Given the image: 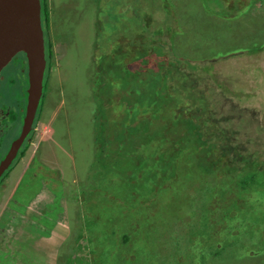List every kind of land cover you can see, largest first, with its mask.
I'll return each mask as SVG.
<instances>
[{"label": "rangeland", "instance_id": "rangeland-1", "mask_svg": "<svg viewBox=\"0 0 264 264\" xmlns=\"http://www.w3.org/2000/svg\"><path fill=\"white\" fill-rule=\"evenodd\" d=\"M44 1L54 31L49 29L55 71L52 76L45 71L43 78L51 92L45 104L52 103L43 106L37 121L35 118L32 141L0 184V230L6 233L0 235V250L12 251L14 242L33 244L41 248L47 264H56L55 249L67 252L69 244L82 247L83 243L76 245L70 239L86 230L88 235L82 231L81 239L97 243L93 256L113 246L120 262L134 258L129 264H217L211 261L212 254L201 258L204 232L209 236L216 233L212 223L206 225L204 220L209 215L234 213L237 221L227 220L226 225H232L235 232H228V240L221 238L220 246L212 247L218 263L224 264L223 257L237 244H252L256 250L264 247V172L259 182L250 184L245 179L254 163H259L257 170L264 165V0H228L232 6L228 17L239 15L233 20L210 16L205 0H139L142 24L155 27L151 36L133 25L135 17L128 16L133 12L132 0H122L120 12V6L108 0ZM95 17L104 26L98 40L100 25ZM169 34L174 50L168 51L170 55L156 53L159 44L169 41ZM129 37L141 51L145 42L152 41L147 55L132 58L128 67L143 66L151 71L146 97L152 104L147 108H157L153 123L158 128L151 136H137L134 141L120 132L126 126L124 119L127 122L135 115L130 106L125 113L115 109L106 115L96 102L88 101L90 56L92 61L102 62L107 59L103 54L110 50L114 70L107 75L122 81V61L129 60L122 55L123 45H128ZM164 46L166 51L168 45ZM251 46L256 49H247ZM14 58L0 72V107L23 105L26 71H19L20 60ZM175 66L196 79L176 78ZM163 70V75H157ZM132 88L138 89L139 84ZM197 90L202 98L197 97ZM92 96L102 103L104 94L99 88L93 87ZM191 119L204 121L199 129L202 133L194 134L195 138L203 136L207 144L216 140L222 146L230 143L235 149L208 153L207 144L199 141L191 149L193 143L180 139L189 133L185 124ZM3 122L0 143L5 150L18 130ZM135 124L136 120L129 122ZM119 142L133 151L124 153L114 146ZM166 146L172 152L177 149V156L173 153L169 160L164 159L161 151ZM256 178L252 172L248 180ZM252 189L257 197L247 202ZM23 205L29 208L21 212ZM30 209L31 213L44 212V227L42 220L36 223L37 218L28 215ZM179 219L174 234L194 238L195 247L188 244L171 249L172 229ZM59 264L66 261L61 259ZM241 264H264V253L243 257Z\"/></svg>", "mask_w": 264, "mask_h": 264}, {"label": "trees", "instance_id": "trees-1", "mask_svg": "<svg viewBox=\"0 0 264 264\" xmlns=\"http://www.w3.org/2000/svg\"><path fill=\"white\" fill-rule=\"evenodd\" d=\"M109 2H114L116 3L115 5L120 6L117 11H121L119 9H121L122 7V0H108ZM131 2H133V4H130L131 8L133 9L132 15H128V16H132L135 17L133 18V25L135 27H137L140 31H144L147 32L148 35L151 36V33H153L155 30V27H153V25H143L142 24V19H140V6H141V2H139V0H132ZM40 4H41V24L43 25V23H45L47 25V28L50 26L49 24V10L47 8V5L45 3L44 0H40ZM120 4V5H119ZM156 6H160L162 4H156ZM205 5H206V9L208 14H210V16L214 17V18H222V19H238L239 15H234V17H228L231 16V11H232V6L230 5V3L228 2V0H205ZM223 5L228 6L223 7ZM152 7H154V5H152ZM215 8H219L218 10L215 11ZM137 13V16H134V13ZM126 14V13H125ZM223 15V16H221ZM138 19H137V18ZM95 20L99 21V25L100 28L97 30L96 32V40H98V34L103 32L104 30V26L101 22L100 19L95 17ZM144 24H146V22L144 21ZM138 25H141L142 28H139ZM56 30H58V32H60L59 28H56ZM47 33V36H44L45 39V58H46V68L45 71L47 73V75L52 76V74H49L48 71L51 67L52 64V59H51V49L50 47H52V42L50 40V31L45 30ZM54 32V31H53ZM60 34V33H59ZM57 37V35H56ZM169 41H167L166 43L163 42V45L159 44V48L156 50V53L158 54H162L161 52H163V54H168L169 50H174V47L172 45L171 42V38H172V34H169ZM263 42V41H262ZM151 43L152 41H149L148 43L145 42L144 44V48L143 51H141L140 46L136 44L135 39L134 38H130L129 37V43L128 45H123V47H126L125 49H123V53L122 55H128L129 60L127 61H122V65L121 69L124 73L125 76H123V80L122 81H118V80H113L111 79L107 74H110L113 72L114 70V66L111 63V58H112V53H110V50L107 51V53H104L103 56L107 59L103 60L101 62V59H98V61L91 60V56H90V67H92L91 73H90V80H89V88H90V95L88 97V101L90 102H96L97 106L100 110H102L103 112H106V115H110L112 114L113 111H115V109H118L120 111H124L127 112L128 110L125 109V107L127 106V108L130 106L131 111L133 113H135L134 117L132 118V120H136V124L133 125H129V122L132 120H128L126 122V119H124L125 122V127H122L120 132H123L122 134L127 135L128 136V140L130 141H134L135 139H137L138 137H142V138H146L151 136L152 134L156 133L158 131V128H156V126H154V117L155 114L157 113V108L155 107V110H149L147 107L151 106L152 101H148L146 95H147V86H146V80L147 77L149 75V72L151 73L150 69H148V67H144L143 66H137V69H130L128 67V63L131 61L132 58L134 59H139L145 55H147V52L150 51L152 49L151 47ZM51 45V46H50ZM164 45H168L166 46V51L162 50V46L165 47ZM122 47V48H123ZM254 46L248 47L247 49L249 50H253ZM257 47H260L257 46ZM139 48V49H138ZM100 49V48H99ZM254 49H256L254 47ZM112 51V50H111ZM109 53V54H108ZM65 52L63 54V56H65ZM95 54L92 55V57ZM170 55V53L168 54ZM92 61V62H91ZM181 61H183L181 59ZM89 67V69H90ZM140 68V69H139ZM113 69V70H112ZM143 69L142 72H140V70ZM165 70V69H164ZM164 70L160 71L157 73V75H163L164 74ZM26 71V68H25ZM90 71V70H89ZM174 71L176 72L174 74V76L177 78L178 76H182L185 78L186 82L188 81H194L196 78L193 77L191 74H188L186 72H183L181 70L178 69V66L174 67ZM45 74V73H44ZM26 75V74H25ZM48 76V77H49ZM105 79V81L102 83L101 80ZM27 81V78L26 80ZM100 86H99V84ZM138 83L139 84V88H132V86L134 84ZM93 87L96 90L97 88L100 89L101 93L104 94V98L102 99V103L99 102L97 96H92L93 94ZM196 88V85L194 86ZM49 89V87L46 89V83H44L43 81V89H42V96L41 99L39 101V103H42V100L45 98V91L47 92V90ZM118 91V92H117ZM197 97L198 98H202V92L200 90H197ZM24 94V101H23V105H25L26 102V90L23 92ZM117 100L119 101V106L116 105ZM123 101L125 102V105L123 103ZM23 112V109L21 110ZM146 114L145 117H143ZM39 117V115H38ZM37 116L35 117L36 120L38 118ZM35 119L33 121V125H35ZM204 122L203 119H191L188 120L186 125V129L189 132L188 134H185L184 137L183 135L180 136V139L185 140V144L186 143H193L191 145V149H195L196 148V142H202L204 144H207L206 142H208V140L203 137L200 136L198 139L195 138L194 134H198L200 135L202 132L199 130L201 128V123ZM142 126V128H140ZM119 132V131H118ZM119 132V133H120ZM97 144V143H96ZM229 145V143H227L225 146ZM115 147H119L121 149L124 150V153H130L133 150L129 149V146L125 143V142H119L117 144H114ZM235 147V146H232ZM190 149V150H191ZM206 149L209 152H212L215 150L214 146L209 143L207 144ZM177 151V149H176ZM175 151V152H176ZM163 153V158L164 159H168L173 155V153L171 151L170 147H165V151L162 150L161 151ZM177 156V153H175V157ZM175 157L173 159V162L175 161ZM115 160V159H114ZM117 161V160H115ZM142 161H147V158H143ZM153 161H158V159H153ZM164 161V160H162ZM144 166H147V163L144 164ZM257 166H259V163H254L253 166H251L250 171L248 172V176L245 178L250 184H253L255 182H259L261 179V171L264 172L262 169L264 168V165H262V168L260 170H257ZM8 172V171H7ZM252 172H255L257 174V178L255 181H250L248 180V177L250 176V174ZM11 171L8 173L10 174ZM33 175H36V171L32 170ZM6 173H4V178L8 175ZM2 179V178H1ZM234 191H236V189H234ZM256 196L253 189H252V193H249L248 196L246 197V201L249 202L250 198ZM35 197V196H34ZM257 197V196H256ZM47 201H45L44 203H46ZM212 204H214V201L212 202ZM27 207L25 205H23L20 209V211L22 212L23 209ZM28 208L25 209V211ZM256 210H260L261 207L259 208H255ZM40 211L39 209L33 213L32 210L30 209V211L28 212V215H33L34 217L32 218H37L35 220L36 223H39V220H42V223H40V225H42V227H44V221L47 222L46 220H44L42 217L45 215L44 212H42V214H37V212ZM197 220H199L200 218L197 217ZM237 217L236 214H232V215H227L226 217H214L209 215L207 218H205L204 223L206 225H210L212 223L213 225V231H216V233L212 234V235H208L206 233V231L204 232L203 235V239H205V241H201L200 242V250L202 251V255L201 258H206L207 255L212 254L213 259L211 261H214L217 264H222V263H218L220 261L219 258H215V256L217 255V251H213L212 247H218L220 246V242L219 239L221 238H225L228 240V232H235L234 228H232V225H226V221H237ZM33 220L30 222L32 223ZM200 221V220H199ZM252 221H254V219H249L247 222L249 224L252 223ZM215 224H217L218 228L215 227ZM180 224V219L175 223V225L173 226L172 229V233L174 234L177 231V227ZM240 225L241 227V223H237ZM34 229H37L35 225ZM30 226V227H33ZM176 227V228H175ZM228 227V231L226 230V228ZM245 228V227H244ZM85 234L88 235L86 230H82ZM82 231L81 233H79L78 235L75 234L74 237H72L70 239L71 241H74V244L77 245L83 243L82 247H73L75 245L69 244L67 249V252H65V249H58L56 248L55 251L58 254L56 257V264H59V261L61 259L66 261V264H123V263H127L129 264V262H133L134 258H125L126 261L124 262H120V258L117 257L116 255L118 254L117 249L113 246H109L106 247V250L102 253H99L98 256H93L95 249H96V244L92 245V243H90L89 240H86L87 237H85V240H82ZM72 232H74V230H72ZM154 233H152L151 235H153ZM181 232H178L177 234H174L172 237H175L172 241H171V249H175L178 248L179 246H184V245H188V247H195L197 245V241L193 240L194 238H191L190 236H185V235H180ZM123 235V233L120 235V237ZM180 235V236H179ZM23 237H25V234H22ZM27 236V235H26ZM79 236V237H77ZM249 236V235H247ZM243 237V236H241ZM76 243H75V239ZM210 238V239H209ZM27 239L32 240V238L27 237ZM264 239V238H263ZM20 240V239H19ZM193 240V241H192ZM128 241V240H127ZM127 241H125L124 243H126ZM191 241V242H190ZM190 242V243H189ZM15 245H8L10 246V249L12 251H8L7 250H0V264H31L34 261H36V263L34 262V264H43L42 262H44V264H47L46 259H45V255L44 253L41 251V248H38L36 246H34L33 244H24L22 242H14ZM226 243L228 244V242L226 241ZM63 244L67 245L66 240H63ZM248 244H251L250 242H248ZM229 245H233V242H229ZM7 246V247H8ZM254 246H258V245H254ZM131 251V250H130ZM128 251V253L130 252ZM31 252L30 255H28L27 253ZM264 253V247H258L257 250L254 249L251 245H243V244H237L235 250L233 248H230L228 250V255L224 256L223 259L225 260L224 264H236V261L238 263L241 264V259L243 257H256L258 254ZM26 262V263H24Z\"/></svg>", "mask_w": 264, "mask_h": 264}, {"label": "water", "instance_id": "water-1", "mask_svg": "<svg viewBox=\"0 0 264 264\" xmlns=\"http://www.w3.org/2000/svg\"><path fill=\"white\" fill-rule=\"evenodd\" d=\"M20 52L26 63L25 112L20 134L12 140L0 162V175L11 163L32 128L42 96L46 58L40 0H0V72Z\"/></svg>", "mask_w": 264, "mask_h": 264}, {"label": "flooded vegetation", "instance_id": "flooded-vegetation-1", "mask_svg": "<svg viewBox=\"0 0 264 264\" xmlns=\"http://www.w3.org/2000/svg\"><path fill=\"white\" fill-rule=\"evenodd\" d=\"M42 27H43V31H44V36H46V37H48L47 36V33H46V31L45 30H48V29H50V31H52L51 30V28L50 27H46V24L45 23H43V25H42ZM53 32V31H52ZM51 40V39H50ZM44 43H45V39H44ZM45 46H46V44H45ZM51 46V45H50ZM50 49H51V59H52V64H53V58H54V55H55V53H54V51H53V49H52V47H50ZM45 53H46V51H45ZM15 58L14 59H19L20 60V66H19V71L20 72H24L25 71V68H26V63H25V58H24V55H23V53H18V54H16L15 56H14ZM55 71V69H54V67H53V65H51V67H50V69H49V71H48V73L49 74H52L53 72ZM45 73V72H44ZM45 75V74H44ZM59 90V89H58ZM51 94V92H50V90L48 89L47 90V92H45V98L42 100V103L41 104H39L38 105V107H37V109H36V113H35V117L37 116V115H39L40 116V114L42 113V110L44 109V107L45 108H48L49 107V105L52 103V102H50L49 104H45V101H46V99H47V97H48V95H50ZM188 99H190L189 98V96H188ZM60 101H61V99H60ZM47 103H48V101H47ZM25 105H26V102H25ZM25 105H22V106H19V104H18V102L14 105V106H11V105H4L3 107H0V134L2 133L1 131H2V129H1V124L2 123H4L3 121H7V123H8V128H10V127H12L13 129H17L18 130V132H17V134L12 138V140H14L15 138H17L18 136H19V134H20V130H21V127H22V117H23V115H24V112H25ZM44 106V107H43ZM52 107H54V106H52ZM23 109V112L21 111ZM35 117H34V119H35ZM37 121V120H36ZM5 124V123H4ZM34 126L35 125H33V123H32V128L30 129V131L27 133V135L24 137V139H23V141H22V143H21V145H20V147L18 148V151H17V153H16V155H15V157L12 159V161H11V163L8 165V167L5 169V170H3L2 171V173H1V175H0V184H1V182H2V180H3V178H4V176L6 175V173L8 174L9 173V170L11 169V167L10 166H15L16 165V163L18 162V160L21 158V153L28 147H26L25 148V145L26 144H29V142L30 141H32V138H33V130H34ZM32 132V133H31ZM12 140L11 141H9L10 143H9V145H8V148H6L5 150H4V147L1 145V143H0V162H1V160L4 158V156L6 155V153H7V151H8V149H9V147H10V145H11V142H12ZM2 142V141H1ZM3 143V142H2ZM222 148H224L223 146L221 147V148H219V150L217 151V153L218 152H220L221 150H223ZM226 149H228V148H226ZM4 150V151H3ZM18 152L20 153L19 154V156L17 157V154H18ZM206 152H208V153H211V152H209L207 149H206ZM212 152H214V151H212ZM216 153V155L218 156V154ZM219 157H221V155H219ZM8 171V172H7ZM4 173H5V175H4ZM4 175V176H3ZM2 178V179H1Z\"/></svg>", "mask_w": 264, "mask_h": 264}, {"label": "clouds", "instance_id": "clouds-1", "mask_svg": "<svg viewBox=\"0 0 264 264\" xmlns=\"http://www.w3.org/2000/svg\"><path fill=\"white\" fill-rule=\"evenodd\" d=\"M196 113L199 115L201 112H200L199 110H197ZM204 116H205V115H204ZM200 117H203V114L200 115ZM35 123H36V122H35ZM224 138H225V136L222 135V136L220 137V140L223 142V141H224ZM211 144L214 146V148H215L214 151H216V152L219 150V148L222 147V145L220 144L219 140H216V141L212 142ZM226 144H227V143H226ZM226 144H225V145H226ZM225 145L223 146L225 149H226V148H228V149H229V148H233V149H235V147H236V146H235V147H232V146H234V145H231L230 143H229V145H227V146H225ZM23 152H24V151H23ZM23 152H22V153H23ZM22 153H21V155H22Z\"/></svg>", "mask_w": 264, "mask_h": 264}, {"label": "crops", "instance_id": "crops-1", "mask_svg": "<svg viewBox=\"0 0 264 264\" xmlns=\"http://www.w3.org/2000/svg\"><path fill=\"white\" fill-rule=\"evenodd\" d=\"M44 154H48V152H46V153H44ZM27 208H29V207H27ZM5 226H6V225L4 224V228H5ZM1 234H5V235H6V233L1 232V230H0V235H1Z\"/></svg>", "mask_w": 264, "mask_h": 264}, {"label": "bare ground", "instance_id": "bare-ground-1", "mask_svg": "<svg viewBox=\"0 0 264 264\" xmlns=\"http://www.w3.org/2000/svg\"><path fill=\"white\" fill-rule=\"evenodd\" d=\"M41 28H42V30H43L42 24H41ZM43 32H44V31H43Z\"/></svg>", "mask_w": 264, "mask_h": 264}]
</instances>
